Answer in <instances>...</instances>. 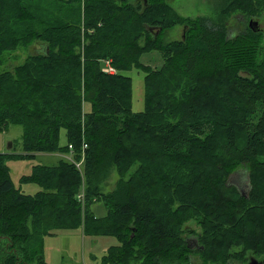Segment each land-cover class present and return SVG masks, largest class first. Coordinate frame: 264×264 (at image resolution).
Instances as JSON below:
<instances>
[{"label": "trees", "instance_id": "trees-1", "mask_svg": "<svg viewBox=\"0 0 264 264\" xmlns=\"http://www.w3.org/2000/svg\"><path fill=\"white\" fill-rule=\"evenodd\" d=\"M225 12L260 19L264 0H231ZM180 25L187 36L168 40ZM259 31L242 24L232 36L226 22L185 19L167 0H0V66L6 52L40 45L0 73V132L21 126L24 152L76 162L87 145L84 176L68 160L24 176L22 184L42 188L34 196L15 187L7 165L32 157L0 154L1 263L47 264L45 238L82 226L87 236L117 239L103 264H197L194 253L213 264L263 257ZM150 52L161 55L160 68L141 62ZM106 62L117 73L105 72ZM134 68L146 74L139 113L126 75ZM238 170L248 171L246 195L230 183ZM99 203L103 218L92 212ZM191 220L202 227L195 251L185 237Z\"/></svg>", "mask_w": 264, "mask_h": 264}, {"label": "rangeland", "instance_id": "rangeland-1", "mask_svg": "<svg viewBox=\"0 0 264 264\" xmlns=\"http://www.w3.org/2000/svg\"><path fill=\"white\" fill-rule=\"evenodd\" d=\"M173 9L185 19H204L214 24H220L226 22L229 25V31L232 36L236 35L239 27L244 24L250 27V21H257L260 29L259 36L263 39L262 52H264V14L263 17L257 19L252 17L247 21L242 16L232 15L230 18L226 17L225 8L231 0H167ZM79 13V9H76ZM72 12H68L69 15ZM228 19H226V18ZM175 30L170 31L169 35L165 36L168 40H179L182 36L188 33V29L185 26L180 25ZM251 29V28H250ZM184 39V38H183ZM39 48L38 43H34L30 46L20 47L15 51L6 52L3 56V64L0 66V73L5 71H14L17 67L22 66L28 58H30L34 50L33 48ZM83 51V49H82ZM141 62L145 65H149L152 68H160L163 65V60L158 52L146 53L141 57ZM157 70V69H156ZM127 76L133 80V112H144L146 108L145 103V73L138 69H133L126 73ZM89 104L85 105V110L90 111ZM255 118V116H254ZM258 118V117H257ZM22 135L23 128L20 126H11L9 131L0 132V150L10 148L11 151L16 154H22ZM67 144L66 132L61 133V145ZM60 157L56 154H45L37 159L28 158L25 160H9L11 168V177L16 188L22 190L24 194H35L39 190V185L31 183H20L22 176H27L32 170V167L36 164H44L48 166L58 165ZM242 171V170H241ZM236 172V176L232 178L231 184H236L239 187L242 194L246 195L249 190L247 182L248 171L244 170ZM245 182L243 184L238 181ZM106 208L102 204L93 207V211L96 215L101 214ZM185 229V237L189 243V246L194 251L198 249V239L200 240V234L202 233V227L198 220H191L187 222ZM118 244L115 237L103 236V237H91L83 234L81 229H56L53 234L46 239L45 256L48 264H103L101 258L106 254V250L112 246ZM5 251V242L0 241V259ZM197 260V264H213L204 263L198 253L192 254ZM249 255L244 256L242 262H238L231 259L232 264H248ZM264 257V256H263ZM263 257L259 259L263 260ZM0 264L1 261H0ZM229 264V263H227Z\"/></svg>", "mask_w": 264, "mask_h": 264}, {"label": "crops", "instance_id": "crops-1", "mask_svg": "<svg viewBox=\"0 0 264 264\" xmlns=\"http://www.w3.org/2000/svg\"><path fill=\"white\" fill-rule=\"evenodd\" d=\"M107 64H109V62L107 63L106 62V66L105 67H107L108 65ZM110 65V64H109ZM105 67H103V69L105 68ZM21 127V126H20ZM11 128V127H10ZM9 128V129H10ZM9 129L8 130H6V131H4V132H7V131H9ZM23 134H24V130H23ZM22 137H23V135H22ZM22 142V141H21ZM67 145V144H66ZM65 145V146H66ZM60 146L61 147H64V146H62L61 145V143H60ZM13 148V146H11L10 148H7L8 150H5V149H2V150H0V154H3V155H13V154H16L14 151H11L10 149H12ZM22 149H23V145H22ZM24 152V151H23ZM45 154H50V155H52V154H57L59 157H60V159H59V164L61 163V161H63V160H65V161H69V162H71L72 164H74V160L72 159V156L71 155H68V154H65V153H58V152H56V153H26V152H24V153H22V154H18V155H23V156H27V157H32V158H34V159H37L38 157H40V156H43V155H45ZM26 159H28V158H26ZM25 160V159H24ZM84 160H85V158L84 157H82V159L80 160L81 162H80V167L78 168L79 169V171L82 173V175L84 176V174H83V164H84ZM58 164V165H59ZM7 165H9V161L7 162ZM38 165H41V166H48V165H44V164H36V165H34L33 167H32V170H31V172L29 173V175H31L32 174V171H33V168L34 167H36V166H38ZM58 165H52V166H58ZM52 166H49V167H52ZM9 168H10V166H8ZM10 173H11V168H10ZM117 173H116V171L114 170V171H112V175H111V177H110V179H109V182L105 185V190H110L111 188H112V185L114 184V182L116 181V178H117V175H116ZM29 175H27V176H29ZM24 176H22L21 178H20V183H21V179L23 178ZM22 184V183H21ZM15 185V184H14ZM16 187V186H15ZM40 187V186H39ZM18 190H20L19 188H17ZM21 192H22V190H20ZM42 191V188L40 187L39 188V190L35 193V194H28V195H32V196H34V195H36V194H38L39 192H41ZM23 193V192H22ZM27 195V194H26ZM99 204H102V203H99ZM103 205V204H102ZM95 207L96 206H98V204H95L94 205ZM93 206V207H94ZM104 206V205H103ZM105 207V206H104ZM92 212H93V215L96 217V218H103V217H105L106 216V214H107V209H105L101 214H99V215H96L95 213H94V211H93V209H92ZM79 229H81V231L83 232V234H85V230H84V227L82 226V227H80V228H78V229H76V230H79ZM48 237H50V236H48ZM48 237H46L45 238V240H44V246H46V239H48ZM113 247V246H112ZM111 248V247H110ZM110 248H108L107 250H106V253L108 252V250L110 249ZM44 256H45V253H44ZM45 261H46V263L48 264V262H47V259H46V256H45Z\"/></svg>", "mask_w": 264, "mask_h": 264}, {"label": "water", "instance_id": "water-1", "mask_svg": "<svg viewBox=\"0 0 264 264\" xmlns=\"http://www.w3.org/2000/svg\"><path fill=\"white\" fill-rule=\"evenodd\" d=\"M145 3H147V0H144ZM250 28L254 31V32H257L259 31V27H258V23L255 22V21H250ZM249 264H264V260L263 261H260L258 260L257 258L255 257H250L249 258Z\"/></svg>", "mask_w": 264, "mask_h": 264}, {"label": "built area", "instance_id": "built-area-1", "mask_svg": "<svg viewBox=\"0 0 264 264\" xmlns=\"http://www.w3.org/2000/svg\"><path fill=\"white\" fill-rule=\"evenodd\" d=\"M105 72L107 73H116L115 69L111 66L107 67L104 69ZM84 147H87L86 145H84ZM78 166H80V164H78Z\"/></svg>", "mask_w": 264, "mask_h": 264}, {"label": "bare ground", "instance_id": "bare-ground-1", "mask_svg": "<svg viewBox=\"0 0 264 264\" xmlns=\"http://www.w3.org/2000/svg\"><path fill=\"white\" fill-rule=\"evenodd\" d=\"M106 61V60H105ZM110 62V61H109ZM105 64V63H104ZM111 65V64H110ZM104 67H105V65H104ZM79 162V161H78ZM81 162V161H80Z\"/></svg>", "mask_w": 264, "mask_h": 264}]
</instances>
